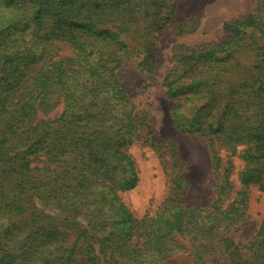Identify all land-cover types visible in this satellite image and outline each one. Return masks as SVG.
I'll return each mask as SVG.
<instances>
[{
  "label": "trees",
  "instance_id": "16d2710c",
  "mask_svg": "<svg viewBox=\"0 0 264 264\" xmlns=\"http://www.w3.org/2000/svg\"><path fill=\"white\" fill-rule=\"evenodd\" d=\"M160 2L0 0V264H163L180 253L190 264H264V220L249 243L234 239L247 206L227 174L208 205L184 203L178 177L151 216L121 201L138 183L129 148L150 132L116 70L134 59L154 73L172 16ZM223 28L226 42L186 48L162 85L182 101L178 129L234 152L244 144L241 189L264 191V3Z\"/></svg>",
  "mask_w": 264,
  "mask_h": 264
},
{
  "label": "rangeland",
  "instance_id": "374dc122",
  "mask_svg": "<svg viewBox=\"0 0 264 264\" xmlns=\"http://www.w3.org/2000/svg\"><path fill=\"white\" fill-rule=\"evenodd\" d=\"M262 3L264 0H161L157 9L164 13L172 11V16L170 20H161L166 23V28L156 40L154 73H143L134 59H125L117 68L120 82L128 90L129 101L134 110L145 114L150 132L146 137L148 139L144 138L129 148L138 173V183L135 188L120 193L121 201L135 217L155 214L174 187L173 180L177 177L184 203L197 206L211 204L216 198L218 183L227 174L233 185L232 197L242 190L247 206L239 230L233 233L234 239L243 244L253 240L264 220V191L256 183L241 189L240 175L246 166L241 153L245 145L240 144L234 152L219 141L211 145L208 138L200 133H186L178 129L172 110L182 101L168 99L162 81L169 69L177 65V56L186 48L226 42L230 35L224 30V23L244 21ZM133 6L132 2L128 5L131 9ZM179 27L181 31H178ZM69 52L65 49L61 53ZM61 111L62 104H59L51 116L57 117ZM213 149L221 157V166L217 170L212 166ZM260 253L261 250L255 247L254 255L259 257ZM190 263L187 253L176 254L163 261V264Z\"/></svg>",
  "mask_w": 264,
  "mask_h": 264
}]
</instances>
